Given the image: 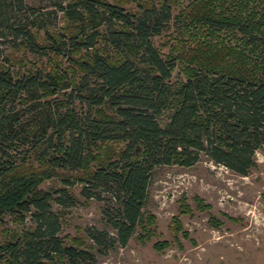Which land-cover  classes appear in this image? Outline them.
Returning <instances> with one entry per match:
<instances>
[{
    "label": "trees",
    "instance_id": "obj_1",
    "mask_svg": "<svg viewBox=\"0 0 264 264\" xmlns=\"http://www.w3.org/2000/svg\"><path fill=\"white\" fill-rule=\"evenodd\" d=\"M53 1L0 0V222L33 225L0 226V264H97L100 234L56 235L50 204L75 182L87 196L104 186L124 245L156 233L152 167L202 151L245 175L264 144V0Z\"/></svg>",
    "mask_w": 264,
    "mask_h": 264
},
{
    "label": "rangeland",
    "instance_id": "obj_2",
    "mask_svg": "<svg viewBox=\"0 0 264 264\" xmlns=\"http://www.w3.org/2000/svg\"><path fill=\"white\" fill-rule=\"evenodd\" d=\"M25 2L36 9L51 10L54 1ZM59 15L58 11L57 20ZM253 153L254 165L245 175L202 151L191 165L152 167L143 208L154 215L152 227L156 233L142 240L134 233L124 245L109 238L113 229L106 219L113 199L104 186L90 190L87 196L80 192L82 185L75 182L67 190L72 198L64 195V202L50 204L59 225L56 235H73L76 229L84 235L91 230L100 234L106 241L95 254L97 264H264V144ZM59 185L60 181L53 178L44 180L41 187L57 189ZM197 195L210 206L208 209L196 207L193 198ZM183 197L191 210L177 214L178 201ZM174 215L180 219L181 230L187 231L186 237L181 231L169 229ZM28 216L18 222L12 214L4 215L0 226H33ZM210 216L218 219L217 226L209 224ZM155 240L168 243L156 250L152 245Z\"/></svg>",
    "mask_w": 264,
    "mask_h": 264
}]
</instances>
